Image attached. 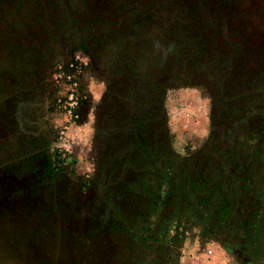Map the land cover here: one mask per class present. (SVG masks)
<instances>
[{"label":"rangeland","instance_id":"obj_1","mask_svg":"<svg viewBox=\"0 0 264 264\" xmlns=\"http://www.w3.org/2000/svg\"><path fill=\"white\" fill-rule=\"evenodd\" d=\"M0 264H264V0H0Z\"/></svg>","mask_w":264,"mask_h":264}]
</instances>
